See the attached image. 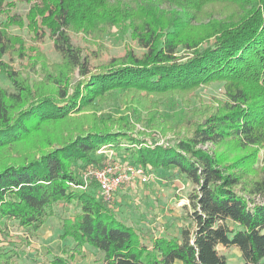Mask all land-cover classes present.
<instances>
[{
	"label": "trees",
	"instance_id": "obj_1",
	"mask_svg": "<svg viewBox=\"0 0 264 264\" xmlns=\"http://www.w3.org/2000/svg\"><path fill=\"white\" fill-rule=\"evenodd\" d=\"M114 27L140 51L93 64L73 41ZM47 39L57 62L40 56ZM0 74V264L20 256L10 223L33 236L61 203L75 207L59 224L69 243L49 264H76L87 246L101 264H230L232 248L264 264V0H0ZM212 83L222 95L189 123L155 110L154 98L183 101ZM114 93L128 114H99ZM101 150L188 179V225L147 241L119 219L88 174L108 161Z\"/></svg>",
	"mask_w": 264,
	"mask_h": 264
},
{
	"label": "rangeland",
	"instance_id": "obj_2",
	"mask_svg": "<svg viewBox=\"0 0 264 264\" xmlns=\"http://www.w3.org/2000/svg\"><path fill=\"white\" fill-rule=\"evenodd\" d=\"M19 3V2H18ZM29 5L21 1L18 4L17 12L26 13ZM13 33H21L16 27ZM73 41L81 46L84 53H88L93 64L104 63L112 57H119L126 53L128 47L139 52L136 42L129 34H122L116 27L107 31L102 37L91 38L82 34H73ZM40 56H44L49 63L60 60V55L54 50L53 43L47 39L41 44ZM15 67L20 62L13 63ZM40 63L34 70L29 71L33 77H40ZM0 83L7 85L6 78L0 74ZM222 84L212 83L201 87L193 95L188 96L183 101L180 99H158L155 110L166 119L170 126L179 127L189 123L194 119V110L203 107L207 103H212L222 94ZM98 112L110 114L115 117L128 114V108L123 103L119 94H112L105 101L98 103ZM143 123L139 122L137 127L143 129ZM169 133L168 137H171ZM219 150L222 153L229 152L227 146L221 145ZM111 153L110 150H106ZM113 158L121 160L120 154L113 152ZM152 177L147 183L137 182L132 186H123L112 199L116 202L117 217L128 225L135 227L141 235L149 241L152 235H163L167 233L178 234L182 227L188 225L185 212V204L188 203V193L193 189L192 183L178 174L174 170H152ZM75 207L65 204L57 206V212L41 227L33 236H29L26 229L11 222L8 228L9 239L16 241L19 245L20 256L16 259V264H49L52 254H61L64 244L68 240L61 241L58 235L61 233L60 220L64 216L73 214ZM5 236L0 234V239ZM28 241V242H27ZM29 243V244H28ZM229 254L230 264H245L241 252L237 248L226 250ZM101 254L98 250L87 246L86 258L77 257L76 264H101ZM180 264V263H177Z\"/></svg>",
	"mask_w": 264,
	"mask_h": 264
},
{
	"label": "built area",
	"instance_id": "obj_3",
	"mask_svg": "<svg viewBox=\"0 0 264 264\" xmlns=\"http://www.w3.org/2000/svg\"><path fill=\"white\" fill-rule=\"evenodd\" d=\"M107 153L106 150H101ZM108 154V161L101 167H92L88 174L96 181L99 187L100 195L107 200H112L115 194L123 186H132L133 184L147 183L151 177V168L140 164H132L125 160L113 158V152ZM88 179L85 178V185Z\"/></svg>",
	"mask_w": 264,
	"mask_h": 264
}]
</instances>
